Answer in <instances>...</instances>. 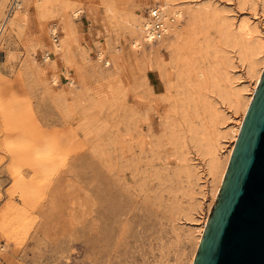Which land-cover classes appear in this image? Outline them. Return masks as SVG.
Here are the masks:
<instances>
[{"label":"rangeland","instance_id":"1","mask_svg":"<svg viewBox=\"0 0 264 264\" xmlns=\"http://www.w3.org/2000/svg\"><path fill=\"white\" fill-rule=\"evenodd\" d=\"M9 1L0 264H193L257 88L264 0ZM165 3L182 19L147 41Z\"/></svg>","mask_w":264,"mask_h":264},{"label":"water","instance_id":"2","mask_svg":"<svg viewBox=\"0 0 264 264\" xmlns=\"http://www.w3.org/2000/svg\"><path fill=\"white\" fill-rule=\"evenodd\" d=\"M193 264H264V70Z\"/></svg>","mask_w":264,"mask_h":264},{"label":"built area","instance_id":"3","mask_svg":"<svg viewBox=\"0 0 264 264\" xmlns=\"http://www.w3.org/2000/svg\"><path fill=\"white\" fill-rule=\"evenodd\" d=\"M16 2L17 0L9 1L5 14H11L17 5ZM146 17L147 22L143 27V36L150 37L153 41H156L164 36L178 21V17L175 12L165 11L158 4H154L147 8ZM50 28H52V32L50 33L52 43H58L60 33L58 26L56 24H52ZM50 57L51 52L48 50H45L40 54L42 62L48 61Z\"/></svg>","mask_w":264,"mask_h":264},{"label":"bare ground","instance_id":"4","mask_svg":"<svg viewBox=\"0 0 264 264\" xmlns=\"http://www.w3.org/2000/svg\"><path fill=\"white\" fill-rule=\"evenodd\" d=\"M17 5H18V3H19V0H17ZM16 5V6H17ZM160 7H162L165 11H168V12H175V14L177 15V17H178V21L177 22H179L181 19H182V12L180 11V10H178V8H173V9H167L168 8V6H167V4L165 3V6H160ZM17 7H15V9H16ZM75 13V12H74ZM8 15V14H7ZM11 15V14H10ZM10 15H8V16H10ZM147 22V21H146ZM145 22V23H146ZM145 23H144V25H145ZM177 24V23H176ZM237 25H236V29L238 30V31H240V32H242V31H244V28H245V26H244V22L242 21V20H240V21H237V23H236ZM144 25H143V27H144ZM176 26V25H175ZM174 28V27H173ZM172 28V29H173ZM171 29V30H172ZM170 30V31H171ZM170 31H168L165 35H167V34H169V32ZM51 32H52V29H51ZM145 39L148 41V40H152L150 37H145ZM264 60H263V63H262V67H261V69L260 70H258L257 72H258V76H257V78H256V83H255V86L256 85H258V83H259V80H260V78H261V75H262V71L264 70ZM257 87V86H256ZM252 96V95H251ZM251 96L248 98V100H247V103H245V112H247V110H248V108L247 107H249L248 105H250L249 103H251L250 101H251ZM246 115V114H245ZM244 118H245V116H244ZM243 123V122H242ZM240 125V124H239ZM240 127V126H239ZM239 130V129H238ZM238 130H235L234 132H235V137L234 138H236V135L238 134ZM233 145V144H232ZM235 145V144H234ZM234 148V147H233ZM232 147H231V149H229V151H228V156H227V160H226V163H225V167H224V170L222 171V174H221V176H220V179H219V185H218V187L220 186V183H221V180H223L222 178L224 177V172L226 171L225 170V168H226V165H227V163H229V161L228 160H230V158L229 157H231V154H232ZM228 166V165H227ZM218 187H217V189H218ZM216 189V190H217ZM200 235H201V233H200ZM26 237V236H25ZM198 243H199V239H198Z\"/></svg>","mask_w":264,"mask_h":264}]
</instances>
